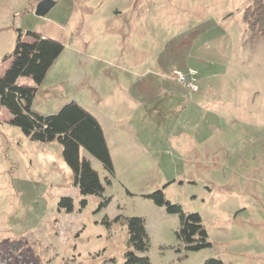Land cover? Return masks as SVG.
Listing matches in <instances>:
<instances>
[{"label": "rangeland", "instance_id": "374dc122", "mask_svg": "<svg viewBox=\"0 0 264 264\" xmlns=\"http://www.w3.org/2000/svg\"><path fill=\"white\" fill-rule=\"evenodd\" d=\"M41 1L0 0V77L19 31L61 43L32 111L89 112L114 175L81 150L103 186L81 196L62 147L31 141L0 107V264H123L131 217L151 264H264V36L243 20L252 1L53 0L39 17ZM190 70L198 94L176 80ZM157 190L200 216L209 247L184 248L179 215L148 198Z\"/></svg>", "mask_w": 264, "mask_h": 264}, {"label": "trees", "instance_id": "16d2710c", "mask_svg": "<svg viewBox=\"0 0 264 264\" xmlns=\"http://www.w3.org/2000/svg\"><path fill=\"white\" fill-rule=\"evenodd\" d=\"M246 7L243 20L251 31H257L264 36V0H251ZM24 35L31 39L23 41ZM18 32L15 48L11 56L4 58L10 63L0 77V107L6 109L11 118L9 123L17 127L31 141L47 143L56 141L61 147V159L73 175V185L81 196H101L103 186L98 174L90 163L80 156L84 150L88 155L99 161L103 169L114 175L113 163L110 157L103 130L89 112L74 102L63 106L57 113L40 115L32 111L31 105L39 86L54 61L64 50L61 43L46 38L37 33ZM28 79L33 86L20 83ZM156 206L165 207L170 214L179 215L177 239L189 251H198L210 246L207 233L202 226L198 214H186L181 207L168 202L162 190H157L148 196ZM107 200L102 206L107 204ZM85 201H81L83 206ZM58 209L65 214L73 212V202L70 198H62ZM117 217L115 221H119ZM128 234V243L132 249L124 255L123 264H151L147 257L140 256L148 247V237L141 218H122ZM206 264H222L218 260H209Z\"/></svg>", "mask_w": 264, "mask_h": 264}, {"label": "built area", "instance_id": "2783aa9c", "mask_svg": "<svg viewBox=\"0 0 264 264\" xmlns=\"http://www.w3.org/2000/svg\"><path fill=\"white\" fill-rule=\"evenodd\" d=\"M189 79H187L184 75L180 73H175V77L177 82L182 83L186 88H188L191 92L197 93L199 90V87L197 85L196 81V72L193 70H190L188 73Z\"/></svg>", "mask_w": 264, "mask_h": 264}, {"label": "water", "instance_id": "95a60500", "mask_svg": "<svg viewBox=\"0 0 264 264\" xmlns=\"http://www.w3.org/2000/svg\"><path fill=\"white\" fill-rule=\"evenodd\" d=\"M55 5L53 0H42L35 8V15L39 17L45 16Z\"/></svg>", "mask_w": 264, "mask_h": 264}, {"label": "crops", "instance_id": "0c3cea01", "mask_svg": "<svg viewBox=\"0 0 264 264\" xmlns=\"http://www.w3.org/2000/svg\"><path fill=\"white\" fill-rule=\"evenodd\" d=\"M188 89V88H187ZM189 90V89H188ZM190 91V90H189ZM191 92V91H190ZM198 92H199V90H198ZM198 92L197 93H193V92H191L192 94H198Z\"/></svg>", "mask_w": 264, "mask_h": 264}]
</instances>
